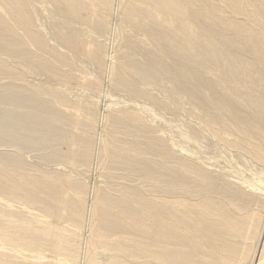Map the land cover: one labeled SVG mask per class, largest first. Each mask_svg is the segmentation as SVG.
<instances>
[{
	"label": "bare ground",
	"instance_id": "6f19581e",
	"mask_svg": "<svg viewBox=\"0 0 264 264\" xmlns=\"http://www.w3.org/2000/svg\"><path fill=\"white\" fill-rule=\"evenodd\" d=\"M30 1L0 0V48L17 59L39 63L43 71L70 84L59 67L48 65L29 50L30 46L45 47L43 35L34 30ZM44 1L66 17L81 21L86 10L95 21L99 9L107 7L101 0ZM121 22L148 34L127 50L140 44L156 66H142L130 53L120 54L112 66L116 86L130 88L135 97H148L143 89L165 73L168 81L185 89L186 101L196 110L195 116L191 114L199 121L196 123L210 137L238 152L237 162L229 160L236 168L215 171L212 166V171L213 163L207 164L193 148L194 152L189 150V142L184 149L189 148L190 153L186 150V155L176 157V152L164 151L163 140L154 137L138 112L113 109L109 117L116 129L109 137L121 135L132 141L109 144L111 164L156 184L161 195L131 186H122L118 195L100 190L86 215L84 188L75 178L60 172H26V163L23 166L20 159L13 162L14 157L0 155V264H76L80 259L83 264H264V0H130ZM59 29L56 33L62 44L102 66L97 43L77 38L76 30L62 34ZM151 48L156 51L150 52ZM56 56L58 64L67 61L62 54ZM169 62L177 66L173 71L167 69ZM8 66L0 61V73L11 77L15 72ZM37 89L31 95L49 98L52 106L67 103L56 95L57 90ZM174 94L170 97L173 105L180 99ZM153 98L150 96L151 101ZM84 106L79 101L72 109L77 119L85 116L90 121ZM48 108H40V112L59 123V115ZM36 121L40 128L46 125L43 118ZM189 131L195 133L193 128ZM193 134L189 136L194 141ZM65 140H59L65 145V156L74 159L78 153L85 163L90 147L87 133L68 144ZM161 154L171 160L169 166L154 160ZM241 159L261 168L259 178L242 177L249 171L241 170ZM17 203L21 207L16 209ZM33 211L38 213H30ZM85 215L90 225L83 240L78 228Z\"/></svg>",
	"mask_w": 264,
	"mask_h": 264
},
{
	"label": "rangeland",
	"instance_id": "374dc122",
	"mask_svg": "<svg viewBox=\"0 0 264 264\" xmlns=\"http://www.w3.org/2000/svg\"><path fill=\"white\" fill-rule=\"evenodd\" d=\"M101 1L102 3H105L107 7L105 10L102 8L99 9L100 11H98V16L93 18L98 19L95 21L89 17L90 14L88 10H86V18L81 21L66 17L65 14L57 10L55 5L52 3H45L43 0L30 1L31 4L29 9L33 8V11H30L31 14L33 12L32 16L34 17V22L36 21L34 23V25L36 24L34 26V30L43 35L45 47L37 50L38 47L32 46L31 48L30 46V49L29 47L28 49L31 50V54L38 56V59H41V61L46 60L48 65L51 63V65L53 64L52 66H55L56 69L59 67V73H62L63 76H67L70 80L69 82H71L70 84L64 82L65 78H63V80L61 78L51 76L45 70L43 71V68L40 67L41 65L38 66L39 63L33 62V60L17 59L14 56L12 57L5 51V49L4 51L3 49L1 50L3 46H0L1 63L7 64V66L9 65L8 67L12 68L10 69L11 72H15L11 74V77L9 73V76L6 75L7 72H3L4 74L0 73L1 157H8V155L9 157L11 156V159L14 157L13 162H17L19 161L18 159H20L19 162L21 164L26 163V166L23 164L26 172L29 170H32L33 172V169H35L34 172H37L38 174H56L57 172H60L64 176L75 178L79 182V185L84 188L82 200L85 212H87L85 213L86 215L88 214V211H90L96 193L100 190L105 191L107 194L118 195V190H120L122 186H131L137 188L140 192H146L149 194L153 193V195L156 196L161 195V193L158 192L156 184L140 180L141 178L139 177L137 179V176L139 175L123 170L120 167H117V165L113 166L111 164V151L109 149V144L111 143L112 145L118 146L123 143L128 145L132 141L131 138H127L125 140V138L121 135L117 136L119 139L115 137L113 138L112 135L111 138L109 137V135L116 129V123L109 117L113 109L122 108L138 112L140 116L143 117L142 119L146 121V125L149 126L150 129L152 128L151 133L154 134V137H159L163 140L164 151L167 152L168 150V152H170L172 150V152H176L174 154L176 157L179 155H186V150L190 148L189 150L192 151L193 148V150L197 152L196 156L199 158L202 157L205 162L208 161L207 164L211 165L213 163L209 168L212 170L213 166L216 168L213 169L215 171H218V168L219 170H225V168H231V170H233L235 165L232 164V162H229L231 160L233 161L234 158L235 160L233 162L235 163L238 158V152L235 151L234 148L233 150L226 145L224 146L222 141H220V143L219 140L214 139L212 136L211 137L213 139H211L210 133H208L201 125L196 123L199 122L194 117L196 110L191 104H189L188 101H186L187 98L185 99V97H187V95H185V89L183 90L181 84H173L168 81L165 73L158 75L153 84L149 85L147 89L143 87L145 88L143 90L149 92H147L148 97H135L133 90H130V88H120L116 86L113 78L114 76L112 75V66L116 63V57L120 54L127 55L126 52L130 53L129 55L131 58L138 61L137 64L142 66L147 64L146 66L149 65L151 68H155L154 65L156 66V64L149 61V54L143 51L140 44L138 46H136L137 44L135 46L133 45L134 47H131L132 50L128 51L131 43L139 41V39L142 38L144 39V37H147L148 35H145L130 26L126 27V25L122 24L121 15L129 5L130 0ZM102 12L105 17L102 15ZM101 19H104V23L101 22ZM102 24H104V28L102 27ZM58 29L61 30L62 34L64 32L70 33L71 30H76L78 33L77 38L79 37L82 40H87L95 44L97 43L100 49L99 52L101 51L100 57L102 58V66L99 68L93 61L86 58L83 54H79L70 49L67 45L65 46V44H62L60 41L61 39L58 38V33H56ZM155 31L154 33H158V31ZM151 33L152 32H150V34ZM20 37H22V35ZM19 40H21V43L24 41L20 38ZM24 44L26 45V43ZM155 49L156 48L152 49L150 52H155ZM52 54L54 55L52 56ZM59 54L66 56L65 59L67 61L63 65L57 63L56 55ZM119 59L122 58L119 57ZM151 63L154 65L152 66ZM169 63L171 64L169 65ZM169 63H167V69L169 68V71L170 69L174 70L177 67L174 66L176 65L175 63ZM36 67H40V69ZM17 73L19 74L18 76ZM13 75H15L18 80H16ZM35 88L36 90L39 88L40 91H43L44 89L46 91L57 90L56 95L60 98L62 97L67 101V103L59 107L54 105L52 106V104L49 103L51 101H47L50 100L49 98L46 100L47 97H42V95H38L39 93L35 95L33 94L34 96L31 95ZM55 91L52 92L55 93ZM149 94L154 97L153 101L156 99L159 100L155 101L159 104L151 101ZM173 94L180 98L174 103V105L170 103V97ZM25 95L27 96L26 98ZM36 95L40 97H37ZM167 97L169 99H167ZM79 101L85 102L83 112L91 115L90 121L85 120V116L78 119L76 118V114L72 109V106L77 104ZM45 102H47L49 106H47ZM38 104H44L45 106L42 105V107L39 106L38 108ZM190 105L193 108L189 107ZM36 107L38 109H36ZM45 107L52 108L51 110L48 108V110L52 112L51 114L59 115L58 118L61 119V123H57L58 126L47 118L46 113L44 115L43 111L42 115L40 108L43 109ZM189 112L191 113L189 114ZM191 114L194 116H191ZM37 118H40V120L43 118V125L46 124V127L43 126L40 128L39 125L37 126V121H39H36ZM189 126L194 129V134L189 131ZM49 132L54 133V136L51 135V133L49 134ZM82 132H86L90 139V147L87 150V158L85 157L87 161L84 160L86 161L85 163L81 161L82 156L79 155V157L78 153H76L74 159H70L71 156L66 157V154H64L65 149H63V147L65 148V145L62 141L59 143L60 139H66L67 141H65L68 144L72 138H77V136H79ZM47 134L51 138L47 137ZM192 134L196 137H194V141L196 142L192 139L190 140L193 136L190 137L189 135ZM62 136H64V138H61ZM13 137H16L17 140H15L16 138L13 139ZM22 137H25V140L21 139ZM188 142L190 146L186 144ZM186 145L187 147L189 146V148L185 150L184 147H186ZM193 145L197 150L194 149ZM231 150H233L234 153L231 152ZM188 153H190V151ZM161 155L156 156L154 160L157 162L160 160V163L158 162L159 164L169 166L171 160L166 158L164 155ZM76 156L77 159H75ZM228 157L231 158L228 159ZM241 161L243 163H241ZM241 161L239 162V164L241 163V170L243 172L246 170L249 171L247 173L242 172V177L245 174L246 176L244 175V177L246 178H249V176L254 177V179L259 178V169L261 170L260 167H256L254 164L248 166L249 162H244L243 159H241ZM244 163H247V165L245 164V166ZM231 164L233 166H230ZM242 167L247 168H244V170ZM226 170L231 171L228 169ZM154 188L157 191H154ZM14 207L17 209L21 206L17 203ZM30 213H35L34 215H36L38 212L33 211ZM86 215L85 218L87 220L85 219L82 221L80 223V227L78 228V233H82V235L79 234L81 235V239L89 234L88 227L90 223ZM81 239L80 244L82 245V243H84L83 240L86 239L84 238L82 241ZM80 260L76 261V264H79L81 262Z\"/></svg>",
	"mask_w": 264,
	"mask_h": 264
}]
</instances>
